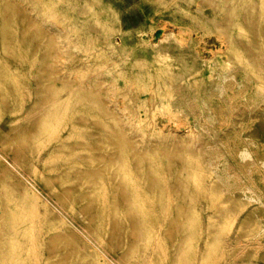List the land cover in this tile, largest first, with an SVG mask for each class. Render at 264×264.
<instances>
[{
	"label": "bare ground",
	"instance_id": "bare-ground-1",
	"mask_svg": "<svg viewBox=\"0 0 264 264\" xmlns=\"http://www.w3.org/2000/svg\"><path fill=\"white\" fill-rule=\"evenodd\" d=\"M153 1L164 7L195 3L197 8L189 14L193 23L179 24L178 35L162 26L155 39L141 38L143 54L150 48L164 60L170 56L169 42L174 40L192 54L190 66L200 65L210 71L205 92L176 88L169 98L168 111L163 105L157 106L163 109L161 113L152 112L149 105L121 91L118 65L102 55L106 47L112 49L109 19L114 16L105 0H0V52L11 59L9 62L0 56V119L7 114L17 116L8 131L0 132V230L7 226L13 234L38 228L30 239L12 237V251L7 256L11 264H106L90 250L91 238L98 240L103 228L106 235L101 245L119 264H129L127 251L139 244L145 243L143 248L147 250H164L158 239L148 240L150 243L145 237L141 218L150 219L149 227L156 228L157 209L151 202L139 206L134 203L141 185L129 166L149 172L146 186H158L161 201L175 195L192 197L197 202L204 196L202 180L199 169L191 170L187 164L202 162L204 171L213 179L208 185L210 191L234 202L239 195L264 207V157L254 155L251 145L257 144L245 135L247 126L241 123L239 128L229 127L235 115L250 113L264 103V46L259 45H264V27L258 16L251 18L258 9L248 7L238 16L229 0ZM59 2L68 4L69 10L62 12ZM206 6L211 7L208 14L204 12ZM236 17L246 24L249 42L236 41L230 30L236 25ZM205 34H214L223 43L208 58L201 54ZM234 42L243 46V60L221 56ZM79 51L86 60L83 63L77 61ZM216 62L222 63L221 72L214 69ZM25 65H33L34 70L21 71ZM66 67L70 70L62 72ZM253 72L263 78L256 79ZM25 103H31V107L22 116ZM158 114L169 118L176 129L154 126ZM139 117L146 119L148 126L152 124L158 137L176 141L170 146H155L154 154L140 150L137 137L147 140L148 131L131 125ZM181 125L193 144L183 140ZM227 132L242 138L241 142L238 138L240 145L235 150L222 140L221 134ZM191 147L196 149L193 153L201 154V159H185L182 149ZM46 149L49 158L41 168L46 172L40 183L46 198L43 202L38 194L31 196L28 185L8 167L21 166L29 177L35 165L33 158ZM57 155L68 167H62L61 175L51 173L56 170L51 165ZM228 155L246 161V165L230 168ZM234 204L235 208L237 203ZM63 211L71 220L60 219ZM11 213H22V217L4 224L3 219ZM177 213L186 214L187 208H178ZM44 216L53 226L42 222ZM251 224L257 227L251 238L225 243L229 264L259 257L264 222ZM185 226L179 214L166 225L164 237L175 251L181 248ZM50 230L53 232L44 234L43 244L38 247L37 235ZM122 247L125 249L120 253Z\"/></svg>",
	"mask_w": 264,
	"mask_h": 264
},
{
	"label": "rangeland",
	"instance_id": "rangeland-1",
	"mask_svg": "<svg viewBox=\"0 0 264 264\" xmlns=\"http://www.w3.org/2000/svg\"><path fill=\"white\" fill-rule=\"evenodd\" d=\"M105 1L109 4V11L114 16L109 19V25L113 29L109 38V43L112 44V49L106 47L104 52L102 51V55H105L107 60L118 65L117 70L120 71L119 78L121 91H127L128 95L137 98L139 102L149 105L152 112L163 111L161 107L157 108L159 105L165 106V109L168 111L167 108L170 104L169 98L177 92L176 88L181 90L194 89V91L198 93L205 92V89L208 87L207 75H209L210 71L204 69L200 65H197L196 67L190 66L192 54L187 47L182 48L174 40H171L169 42L170 56L162 60L160 58L158 59L150 48L146 49L147 54L144 55L140 43L141 38L150 37L155 39L156 35H159V29L162 26H165L167 30H171L172 32H175V35H178L179 24L181 22L185 21L193 23V19L189 14L196 11L197 6L195 3L188 6L170 4L164 7L153 0ZM229 2L238 10V16L245 11L244 9H248V7L253 10L254 8L258 9V12L255 11V13L251 14V18H257L258 16L259 24H262L264 27V0H229ZM58 4L62 12H67L69 10L68 4L62 2H59ZM210 10V6L204 8L206 14H208ZM185 12H188V14L185 15ZM66 15H69V13H66ZM203 17L204 16H201L200 20ZM152 18L155 19L154 24H152ZM71 20L72 22L74 21V23H77L78 26L83 25V23L76 19ZM235 23V27H230V30L235 34L236 41L249 42V39L246 38V24L242 23L241 19L237 17ZM152 34H155L154 37H151ZM202 37L203 41H201V44L204 49L201 50V54L203 57H211V52L218 50L223 45L214 34H205ZM259 45L260 47L264 46L263 42ZM242 48L243 46L241 44L234 42L233 46L227 51V53H223L221 56L226 57L230 55L235 57L238 61L243 60L242 57H245L246 53L243 52L244 50ZM0 56L9 62L11 61L10 58L4 57L1 52ZM77 61L80 63L86 61L81 51L78 52ZM100 61L104 63L106 60L102 58ZM164 61H166V63L163 65ZM213 65L215 70H218L219 72L222 71V63L216 62V64L214 63ZM22 70L33 71L34 66L25 65L24 67H21V71ZM69 70L70 68L66 67L61 71L68 72ZM252 75L258 80L263 78L259 72H253ZM263 105L264 103H261L259 108L257 107L250 113H238L234 116V123L229 126L230 129L234 127L239 128L240 124L243 123L248 127L244 133L245 135H248L247 137L249 139L251 138L256 141L257 145H251V147L255 150L254 155L260 158L264 157ZM30 107L31 103L23 104L21 115L23 116L26 114ZM165 109L164 111H166ZM16 117L17 116L12 114L3 115L0 119V132L4 133L8 131L10 125L17 119ZM153 122L154 126L165 125L167 130L176 129V124L169 121V118L166 116H161V114H158ZM148 124V121L141 117L137 118L134 122H131V125H138V128L143 127L148 131L147 140H144V138L139 136L137 137L140 150L154 154L155 146H170L171 143L176 141L175 138L158 137L156 131L152 129V124L150 126H148ZM181 130L183 133V140L193 144L194 140H192L190 136H187L185 126H182ZM63 135L64 138H66L65 132ZM221 136L222 140L226 142V144H229L230 146L232 145L234 150L240 145L238 144L239 137L233 136L232 132L222 133ZM225 136H227V138H225ZM244 143H246V140L242 141V144ZM231 148H229V150ZM195 150L196 149L193 147L182 149V151L186 153L184 155L185 159H201V154L193 153ZM69 153V151H66V155H69ZM230 155L233 156V154ZM230 155H228L229 162L231 163L229 165L230 168L246 165V161L234 160ZM59 157L60 156L57 155L55 161L52 162L51 165L52 167H56V170L51 173H57V175H61L62 171L60 170L63 166L68 169V167L58 159ZM48 158L49 152L47 149L35 156V158H33L35 165L30 172L31 174L29 177L25 174V170L21 166L18 167L17 165H13L8 167L19 180H22L28 185V188L31 191L30 195L38 194L39 201L42 200L43 202H46V198H44L45 193L43 186L40 183L42 176L46 171L41 170V168L43 167V163L47 162ZM187 167L191 170L194 168L199 169L198 171L202 180L204 196L198 198L197 202H195L196 199L194 198L195 200H193L192 197L185 199L175 195L168 200L161 201V198L159 197L161 193L159 187L156 186L155 188L153 187L152 189H149L146 186L145 178L149 172L145 169L138 171L137 168L129 166L132 174L139 179V184L141 185V193L133 197L134 203L139 206L142 203L146 204L151 202L157 209L156 216L158 225L156 228L149 227L150 219L141 218L145 237H148L147 241L158 239L159 243L164 247V250L152 251L143 248L146 247L145 243L139 244L135 246L136 249L127 251L129 264H229L231 261L228 260L229 253L227 252L225 245L234 241L235 238H251L253 235L252 233L257 231V227L251 223L264 222V207L260 204L248 202L239 195L236 197L237 200L235 202L232 199L226 200L221 194L218 193L217 195L213 193L212 190L210 191L208 185L213 179L206 174V171H204L205 165L202 162H198L197 164L189 163L187 164ZM161 171L163 172L164 170L161 169ZM253 176L254 180H256L257 176L255 173ZM262 189L264 190V186H262ZM169 191L168 188V192ZM234 203H237L238 205H236L235 208L233 207L235 205ZM224 205H226V207ZM181 207L187 208L186 214L177 213V209ZM163 208L165 210H163ZM176 214H179L181 220L186 224L183 230L184 234H181V248L178 249V251H175L173 246L170 245L164 237L166 225ZM59 216L64 222H67L70 219V216L65 211L60 213ZM21 217L22 213H11V215L5 216L3 223L6 224L8 221L16 222ZM120 217L122 220L125 218L123 209L121 208ZM42 222H47L46 224L48 225L52 224L51 220L47 219L45 216L43 217ZM244 222L248 224H245ZM51 226H53V224ZM37 232L38 228L33 231L25 229L22 230V232L16 231L11 234L7 226L0 230V257H3V259L0 260V264H11L7 261V256L12 251V237H18L20 235V237L24 239H30L31 237H34L32 234ZM52 232L53 230H50L43 233V235H37L36 245L41 247L44 234H51ZM105 232V228L100 230V237L98 240H96V238H91L92 242L90 250L99 260L104 261L106 264H119L114 256L105 251L101 245V240L104 239L106 235ZM260 241L261 243L259 247L261 248V251L259 257L237 260V264H264V234L260 236ZM125 247L127 246L125 245ZM122 249L123 247L120 249V253H122ZM140 255L145 256V258L137 259L136 257H139ZM172 256H177V258L173 260ZM221 257L222 259H220ZM83 262L84 261H82L81 264H83Z\"/></svg>",
	"mask_w": 264,
	"mask_h": 264
}]
</instances>
